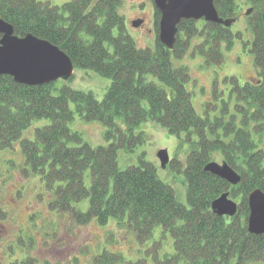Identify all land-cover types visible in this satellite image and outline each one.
Here are the masks:
<instances>
[{"label": "trees", "instance_id": "16d2710c", "mask_svg": "<svg viewBox=\"0 0 264 264\" xmlns=\"http://www.w3.org/2000/svg\"><path fill=\"white\" fill-rule=\"evenodd\" d=\"M120 2L0 0V18L12 25L14 34L46 39L67 54L74 68L111 79L98 100L91 91L64 85L53 94V82L25 85L0 74V149L19 140L23 170L39 177L49 195L48 209L66 214L69 222L105 225L114 219L139 243L152 239L160 226L161 235L169 233L173 239L171 253L161 255V242L155 239L135 259L103 247L93 264H264V234L249 233L246 225L248 194L255 188L264 191V0H246L256 76L243 84L230 77L234 102L221 100L212 118L197 114L186 88L188 68L172 60L191 46L206 64L222 63V46L233 43L231 28L181 19L171 49L157 37L153 47H140L125 26ZM214 5L221 18H237L235 0H215ZM158 19L154 10L156 30ZM69 102L82 118L105 126L106 144L93 146L68 127L73 118ZM36 119L48 123L36 127L32 139L21 138ZM146 121L176 137L168 164L184 174L187 205L177 201L144 153L137 164L118 167L119 149L132 152L145 141L144 132L136 129ZM185 144L188 150L181 161L178 155ZM217 151L240 175L238 184L204 170ZM224 191L238 203L233 216L211 210V202ZM85 198L87 207L80 209L77 203Z\"/></svg>", "mask_w": 264, "mask_h": 264}, {"label": "rangeland", "instance_id": "374dc122", "mask_svg": "<svg viewBox=\"0 0 264 264\" xmlns=\"http://www.w3.org/2000/svg\"><path fill=\"white\" fill-rule=\"evenodd\" d=\"M50 1L60 4L66 0ZM235 1L237 18L230 26L235 35L231 46H222V63L206 64L201 54L193 53L191 46L181 58L172 60L175 66L184 65L188 68L190 79L186 88L191 94L192 105L200 116L208 115L212 118L219 113L221 100H228L233 104V83L229 80L230 77H235L239 84H243L256 76L250 51L252 33L245 15L249 5L246 0ZM119 12L136 45L153 47L157 30L152 0H121ZM139 19L141 24L133 26L132 21ZM110 82L109 77L94 70L75 67L70 80L58 78L53 82V94L67 85L91 91L100 100ZM214 94H217L215 99ZM69 107L73 110V118L68 127L80 132L82 139L93 146L106 144L103 137L105 126L99 121L82 118L76 112L73 102H69ZM47 123V119L33 120L22 132L21 138L32 139L34 129ZM136 130L144 132L145 141L132 152L119 149L118 167L124 169L128 165L137 164L138 156L144 153L145 159L156 166L159 178L173 188L177 201L187 205L184 174L172 170L169 164L161 167L156 155L159 149H166L171 159L176 148V137L152 121L142 122ZM187 150L188 145L185 144L178 155L181 161L185 159ZM212 160L221 163V153L214 152ZM24 167L19 140L10 147L0 149V264H93V256L103 247L120 252L127 259H135L145 255L146 248L155 239L161 242V255L173 251L172 237L169 233L162 236L160 226L155 227L152 239L139 243L132 232L124 225H117L114 219L105 225H100L95 220L86 224H74L69 222L66 214L51 212L48 209L49 196L42 182L30 170H23ZM231 198L235 200L234 197ZM87 204L88 199L85 198L77 206L86 209ZM45 232L49 234L46 235ZM28 236L33 238L31 243L27 238L19 240V237Z\"/></svg>", "mask_w": 264, "mask_h": 264}, {"label": "water", "instance_id": "95a60500", "mask_svg": "<svg viewBox=\"0 0 264 264\" xmlns=\"http://www.w3.org/2000/svg\"><path fill=\"white\" fill-rule=\"evenodd\" d=\"M215 0H152L154 9L159 13L157 22V39L171 49L177 34V25L181 19L204 20L219 23L226 27L235 19L221 18L214 5ZM249 10L245 11L248 14ZM141 20L132 21L133 26ZM74 65L67 54L57 45L32 34L18 36L13 27L0 18V74L25 85H42L54 82L58 78L69 79L73 75ZM161 167L169 161L166 149L157 151ZM204 170L220 177L230 185L238 184L240 175L225 161H209ZM248 216L247 230L252 234H264V191L253 189L247 197ZM238 203L228 191L222 192L211 202V210L219 216H233Z\"/></svg>", "mask_w": 264, "mask_h": 264}, {"label": "flooded vegetation", "instance_id": "af4514ba", "mask_svg": "<svg viewBox=\"0 0 264 264\" xmlns=\"http://www.w3.org/2000/svg\"><path fill=\"white\" fill-rule=\"evenodd\" d=\"M25 164V163H24ZM25 167H26V165H25ZM28 169V168H27ZM49 196V195H48ZM49 198V197H48ZM52 212V211H51ZM29 218H31V216L29 217ZM46 233V235H48L49 233L48 232H45ZM26 238L27 239H29V241H30V243H31V241L33 240V238H32V236H28V237H19V240H22V239H25L26 240ZM32 239V240H31ZM23 241V240H22ZM35 260V259H34Z\"/></svg>", "mask_w": 264, "mask_h": 264}]
</instances>
